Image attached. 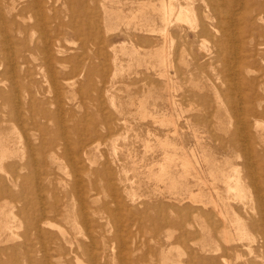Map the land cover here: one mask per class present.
I'll list each match as a JSON object with an SVG mask.
<instances>
[{
  "label": "rangeland",
  "instance_id": "374dc122",
  "mask_svg": "<svg viewBox=\"0 0 264 264\" xmlns=\"http://www.w3.org/2000/svg\"><path fill=\"white\" fill-rule=\"evenodd\" d=\"M161 1L0 0V264H264V0Z\"/></svg>",
  "mask_w": 264,
  "mask_h": 264
},
{
  "label": "bare ground",
  "instance_id": "6f19581e",
  "mask_svg": "<svg viewBox=\"0 0 264 264\" xmlns=\"http://www.w3.org/2000/svg\"><path fill=\"white\" fill-rule=\"evenodd\" d=\"M35 1V0H34ZM40 1V0H39ZM182 1H184V0H182ZM189 1V0H188ZM181 2V1H180ZM179 1L177 2V0H167V1H165V0H162L161 1V3H160V5L157 7V8H155V10L156 11H159L160 13H161V15H162V17H163V21H164V26L159 30V31H161V33L164 35V36H167V34H168V26L170 25L171 26V24L173 23L172 22V20L174 21V19H176V20H181V19H190L188 16H189V14H188V10L186 9V6L188 7V3H186V2H184V3H186L185 5L186 6H184V5H182L181 3H180ZM261 2V1H260ZM264 2V1H263ZM29 3H31L30 5L32 6V4H33V2H29ZM190 3H191V0H190ZM253 3V2H252ZM7 4V3H6ZM39 4V3H38ZM254 4V3H253ZM257 4H259V3H257ZM263 4V3H262ZM8 5H9V2H8ZM146 3H143V4H141L140 5V7L138 8V14L137 15H135L136 16V18L138 19L137 20V22H136V25H137V27L138 28H140L141 30H147V32L148 31H151V32H154V31H157V28L155 27V25L152 23L153 22V20H151L150 18H149V16H147V10L145 9L146 8ZM261 5V4H260ZM37 6V5H36ZM148 6V5H147ZM189 6H193V4L192 5H189ZM256 6V5H255ZM258 6V5H257ZM256 6V7H257ZM0 7H1V5H0ZM9 7V6H8ZM22 7V6H21ZM20 7V8H21ZM30 7V6H29ZM33 7H35V6H33ZM38 7V6H37ZM12 7L10 6V9H11ZM188 8H190V7H188ZM264 8V7H263ZM263 8H260V9H263ZM13 9H14V7H13ZM31 9V8H30ZM29 9V10H30ZM1 11H2V9H0ZM191 10V9H190ZM13 11H15V9L13 10ZM206 11H207V9H206ZM217 11V10H216ZM257 11H259V9L257 10ZM257 11L255 12V10H254V13H257ZM262 11V10H261ZM260 11V12H261ZM16 12V11H15ZM194 12H195V10H194ZM210 12V11H209ZM263 12H264V10H263ZM262 12V13H263ZM18 13V12H17ZM196 13V12H195ZM248 13H250V12H248ZM259 13V12H258ZM192 14V16L191 17H193V19L195 18L194 16H195V14H193V13H191ZM190 14V15H191ZM210 14V13H209ZM253 14V13H252ZM261 14V13H260ZM11 15H12V13H11ZM16 15V14H15ZM194 15V16H193ZM259 15V14H258ZM257 15V16H258ZM209 16V15H208ZM254 16V15H253ZM261 17H262V15H260ZM14 17L15 16H12V21L14 20ZM148 19H147V18ZM207 17V16H206ZM7 18V17H6ZM5 18V19H6ZM15 18H17V17H15ZM209 18H210V16H209ZM208 18V19H209ZM259 17H257V19H258ZM11 20V19H10ZM145 20V21H144ZM259 20V19H258ZM262 20V19H261ZM11 22V21H10ZM13 22H17V20L16 21H13ZM12 22V23H13ZM172 22V23H171ZM7 23H8V21H7ZM17 23H19V22H17ZM171 23V24H170ZM175 23V22H174ZM21 24V23H20ZM181 24V23H180ZM19 25V24H18ZM18 25H17V27H18ZM22 25V24H21ZM36 25V24H35ZM7 26H9V24L7 25ZM10 26H11V24H10ZM26 27V26H25ZM32 27V26H31ZM8 28V27H7ZM14 28V27H13ZM27 28V27H26ZM25 28V30H27ZM202 28H204V27H202ZM205 28H206V26H205ZM35 29V28H34ZM179 29V28H178ZM17 30V29H16ZM204 30V29H203ZM202 30V32H205V31H203ZM22 31H23V27H22ZM10 32H11V30H10ZM12 32H13V30H12ZM11 32V33H12ZM199 34V33H198ZM9 35V34H8ZM4 36V35H3ZM5 37V36H4ZM49 39V38H48ZM54 39H56V38H54ZM52 40V39H51ZM150 40H151V38H149V37H144V36H139V37H137V39H136V46H138V47H143V46H147V45H149V43H150ZM45 41V40H44ZM23 43V42H22ZM48 43V42H47ZM152 43V42H151ZM45 44V43H44ZM43 44V45H44ZM57 44V43H56ZM208 44V43H207ZM44 47V46H43ZM137 47V48H138ZM205 47V46H204ZM52 48H53V46H52ZM145 48H148V47H145ZM40 49V48H39ZM39 49H38V51H39ZM30 50V49H29ZM35 50H37L36 48H35ZM53 50V49H52ZM137 50V49H136ZM139 50H140V48H139ZM44 52V51H43ZM51 52V51H50ZM47 54V53H46ZM45 54V55H46ZM22 55V54H21ZM161 55H162V53H161ZM24 55H22L21 57H23ZM29 56V55H28ZM64 56V55H63ZM159 57H160V55H158ZM158 56H157V58H158ZM47 57V56H46ZM166 57H167V55H166ZM23 58H25V56L23 57ZM262 58H264V57H262ZM22 59V58H21ZM160 59H162V58H160ZM44 60V59H43ZM47 60H48V57H47ZM46 60V61H47ZM165 60V59H164ZM167 60V59H166ZM169 60V59H168ZM23 61V60H22ZM45 61V62H46ZM161 62H162V60H160ZM44 62V63H45ZM169 62V61H168ZM164 63H165V61H164ZM167 63V62H166ZM52 64V63H51ZM50 64V65H51ZM11 66V65H10ZM44 66H45V64H44ZM46 66H47V63H46ZM54 67V66H53ZM51 70V69H50ZM9 71V70H8ZM11 71V70H10ZM66 75V74H65ZM65 75H63L64 77H65ZM46 77V76H45ZM44 77V78H45ZM68 78V77H67ZM7 81V80H6ZM56 84V83H55ZM13 91H14V89H13ZM12 92V91H11ZM16 92V91H15ZM10 97H12V94H11V96ZM19 103V102H18ZM143 106H144V104H143ZM144 109V108H143ZM252 109V108H251ZM254 109V108H253ZM146 110V109H145ZM144 110V111H145ZM148 111V110H147ZM250 111H252V110H250ZM256 111V110H255ZM255 113V112H254ZM155 117H156V115H155ZM163 118H165L164 116H162ZM161 117V118H162ZM22 118V117H21ZM154 118V117H153ZM162 118V119H163ZM167 118H169V117H167ZM175 119V118H174ZM164 120V119H163ZM170 121H172L171 120V118L169 119ZM168 119L166 120V121H168V122H166V123H169L170 121H169ZM160 123V122H159ZM165 123V124H166ZM172 123V122H171ZM164 124V126H167V125H165ZM173 126H174V124H172ZM176 125V124H175ZM163 126V125H162ZM170 126V125H169ZM172 126V128H174ZM176 128H177V126H175ZM175 131V130H174ZM175 133H177L176 131H175ZM242 136V135H241ZM263 137V136H262ZM240 139V138H239ZM232 140V139H231ZM242 140V139H241ZM260 140H262V139H260ZM260 140L258 141V142H260ZM236 141H237V139H236ZM239 141V140H238ZM237 141V142H238ZM243 141V140H242ZM165 142H167V141H165ZM165 142L164 143H162V145L164 144V146H165ZM159 143H160V141H159ZM230 143H232V142H229V144ZM242 143V142H241ZM239 143H237V145H238ZM243 144V143H242ZM259 144H261V143H259ZM232 145V144H231ZM240 145V144H239ZM244 145V144H243ZM261 145H263V144H261ZM166 146H168V144L166 145ZM171 146H172V148H173V145L171 144ZM233 146V145H232ZM240 146H242V145H240ZM246 146V145H245ZM168 147H170V146H168ZM236 147V146H235ZM239 147V146H238ZM236 148L237 149V151H239V149H241V148ZM80 148V147H79ZM171 148V149H172ZM246 148V147H245ZM80 150V149H79ZM174 150V149H173ZM252 150V149H251ZM5 151V150H4ZM243 152V151H242ZM4 154H5V152H3ZM173 153H174V151H173ZM183 153V152H182ZM261 154V153H260ZM0 155H2V154H0ZM164 156H165V154H163ZM182 155V154H181ZM174 156V155H173ZM186 156V155H185ZM2 158H3V156H1ZM180 157V156H179ZM187 157V156H186ZM174 158V157H173ZM177 158H178V156H177ZM181 158H183V156L181 157ZM180 158V159H181ZM246 158H248V157H246ZM252 158V157H251ZM184 159H185V157H184ZM184 159H183V162H184ZM190 159V158H189ZM186 160V159H185ZM188 160V159H187ZM186 160V161H187ZM181 161H182V159H181ZM191 161V160H190ZM176 162V161H175ZM188 163H189V160H188ZM192 163V162H191ZM190 163V164H191ZM244 163V162H243ZM192 165V164H191ZM190 165V166H191ZM248 165V164H247ZM185 166H188V164H187V162H185ZM194 166V165H193ZM249 166V165H248ZM246 167V166H245ZM249 167H251V166H249ZM190 168V167H189ZM189 168H187V169H189ZM194 168V167H193ZM186 169V170H187ZM237 169V168H236ZM249 169V168H248ZM248 169H247V171H248ZM233 170H235L234 168H233ZM238 170H239V168H238ZM236 172H238L237 170H235V173ZM182 173V172H181ZM181 173H180V175H181ZM240 174V173H239ZM239 174H237L238 176H239ZM249 174V173H248ZM233 175H234V173H233ZM161 176V175H160ZM181 176H183V175H181ZM240 176H241V174H240ZM240 176L239 177H237V179H235L234 180V185H232V183H231V177H232V174L230 173V171L229 172H226L225 170H223V172H221V176L219 177L220 178V180L224 183V187H225V190H226V193L227 194H229L228 196H227V200H226V206H228L229 208H232V205L229 203V196L231 195V192L233 191V187H236V188H238L239 186H240V181H242V180H240L241 178H240ZM16 177V176H15ZM248 177V176H247ZM234 178V177H233ZM249 178V177H248ZM253 178V177H252ZM255 179V178H254ZM264 179V178H263ZM161 180V179H160ZM250 181V180H249ZM251 182V181H250ZM264 182V181H263ZM253 183V182H252ZM259 184V183H258ZM257 184V185H258ZM76 185V184H75ZM253 186H254V184H253ZM6 187V186H5ZM259 187V186H258ZM10 188V187H9ZM244 189V188H243ZM11 190V189H10ZM246 190V189H245ZM257 190V189H256ZM6 191H7V188H6ZM200 191V190H199ZM244 191V190H243ZM8 192V191H7ZM242 192V191H241ZM1 193H2V191H1ZM197 193V192H196ZM195 193V194H196ZM201 193V192H200ZM240 194V193H239ZM242 194V193H241ZM131 195V194H130ZM2 198V197H1ZM4 198V197H3ZM202 198V197H201ZM196 199H198V197L196 198ZM195 200V199H194ZM197 201V200H196ZM205 202V201H204ZM245 202V201H244ZM206 203V202H205ZM244 205V204H243ZM235 209H237V207H235ZM41 211V210H40ZM39 211V212H40ZM1 212V211H0ZM56 212V211H55ZM55 212H54V214H55ZM69 212V211H68ZM41 215H42V211H41V213H40ZM45 214V213H44ZM60 214V213H59ZM66 214H68L67 212H66ZM56 216H57V214H55ZM43 216V215H42ZM45 217V216H44ZM56 218V217H55ZM58 218V217H57ZM69 218V217H68ZM45 219V218H44ZM85 219V218H84ZM218 219V218H217ZM221 219V218H220ZM33 220V219H32ZM213 220V219H212ZM39 221H41V220H39ZM43 221V220H42ZM50 221V220H49ZM221 221V220H220ZM86 222V221H85ZM213 222V221H212ZM36 223V222H35ZM88 223V222H87ZM51 224H53V223H51ZM44 225H47V224H44ZM48 225H49V223H48ZM221 225V224H220ZM219 225V226H220ZM223 225V224H222ZM6 226V225H5ZM203 226V225H202ZM204 226H206V225H204ZM211 226V225H210ZM224 226V225H223ZM36 227V226H35ZM38 227V226H37ZM207 227V226H206ZM7 228V227H6ZM61 228V227H60ZM210 228V227H209ZM224 228V227H223ZM37 229H39V228H37ZM62 229V228H61ZM185 229V228H184ZM211 229H212V227H211ZM63 230H64V228H63ZM170 230V229H169ZM210 230V229H209ZM223 230V229H222ZM65 231V230H64ZM67 231V230H66ZM224 231V230H223ZM226 231V233H227V229L225 230ZM224 231V232H225ZM41 232V231H40ZM224 232H222V233H224ZM36 233H37V231H36ZM67 233V232H66ZM231 233V232H230ZM41 234V233H40ZM39 233L37 234L38 235V237H39V235H40ZM64 234V236H65V233H63ZM87 234V233H86ZM189 234H190V232H189ZM210 234V233H209ZM228 234V233H227ZM226 234V235H227ZM58 235V234H57ZM68 235V234H67ZM224 235V239H225V237H226V235H225V233L223 234ZM222 235V236H223ZM231 234H229V236H230ZM41 236V235H40ZM61 236V235H60ZM63 236V237H64ZM232 236V235H231ZM230 236V237H231ZM72 237V236H71ZM185 237V236H184ZM73 238V237H72ZM180 238V237H179ZM226 238H228V237H226ZM232 238V237H231ZM252 238V237H251ZM60 239H61V241H62V239L63 238H61L60 237ZM185 239V238H184ZM188 239H190V238H188ZM188 239H186V240H188ZM59 240V239H58ZM73 240H75V238H73ZM193 240V239H192ZM228 241V239H225V241ZM231 240V239H230ZM63 242H64V240H63ZM56 243H58V242H56ZM61 243V242H60ZM60 243H58L59 245H60ZM66 242H64V244H65ZM74 243H75V241H74ZM254 243V242H253ZM76 244V243H75ZM102 245V244H101ZM189 245V244H188ZM76 246V245H75ZM204 246V245H203ZM64 247V246H63ZM77 247V246H76ZM75 248V247H74ZM93 248V247H92ZM86 248H84V250H85ZM219 249V248H218ZM217 249V250H218ZM222 249V248H221ZM225 249V248H224ZM76 250H77V248H76ZM80 250V249H79ZM79 250H77V251H79ZM99 250V249H98ZM72 252H73V250H71ZM70 251V252H71ZM94 251V250H93ZM91 252V251H90ZM89 252V253H90ZM86 253V252H85ZM88 253V254H89ZM106 253V252H105ZM208 253V252H207ZM78 254V253H77ZM81 254V253H80ZM91 254V253H90ZM225 254V253H224ZM72 255V254H71ZM73 255H74V253H73ZM105 255V254H104ZM77 257V256H76ZM91 257V256H90ZM95 257V256H94ZM77 259V258H76ZM79 259V258H78ZM92 260H93V258H92ZM104 260V259H103ZM226 260V259H225ZM102 261V260H101ZM104 264V263H103ZM226 264V263H225Z\"/></svg>",
  "mask_w": 264,
  "mask_h": 264
}]
</instances>
